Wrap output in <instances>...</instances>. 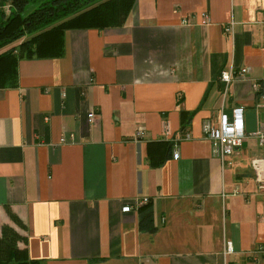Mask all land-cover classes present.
<instances>
[{
	"label": "crops",
	"instance_id": "obj_1",
	"mask_svg": "<svg viewBox=\"0 0 264 264\" xmlns=\"http://www.w3.org/2000/svg\"><path fill=\"white\" fill-rule=\"evenodd\" d=\"M229 67L250 70L224 95ZM263 78L264 0H136L121 26L66 30L61 57L19 59L16 87L0 88V231L9 209L40 264H264L251 162ZM234 105L247 135L222 162L201 123ZM156 140L179 157L151 166ZM143 199L153 232L139 228Z\"/></svg>",
	"mask_w": 264,
	"mask_h": 264
},
{
	"label": "trees",
	"instance_id": "obj_2",
	"mask_svg": "<svg viewBox=\"0 0 264 264\" xmlns=\"http://www.w3.org/2000/svg\"><path fill=\"white\" fill-rule=\"evenodd\" d=\"M136 0H0V88L16 87L21 58H55L64 54V33L69 29H106L121 26ZM10 3L8 11L3 8ZM260 94V91L259 93ZM179 100H177L178 102ZM191 112L181 111V132L187 133ZM173 142L147 143L151 166L159 167L171 157ZM15 226L3 224L0 231V264H40L30 258L25 228L10 211ZM139 228L153 232V212L148 199L137 207Z\"/></svg>",
	"mask_w": 264,
	"mask_h": 264
},
{
	"label": "built area",
	"instance_id": "obj_3",
	"mask_svg": "<svg viewBox=\"0 0 264 264\" xmlns=\"http://www.w3.org/2000/svg\"><path fill=\"white\" fill-rule=\"evenodd\" d=\"M11 7L10 3H5L3 8L8 11ZM207 18L205 22H207ZM188 22V19L184 20ZM225 31L230 30V27L226 26ZM248 67H242L238 70H235L232 67L223 69L220 72L219 79L224 84L223 94L225 95L228 89V85L232 80L237 76H243L249 72ZM252 87L255 91L261 90V102L258 104L261 107H264V78L260 84L254 83ZM95 113L90 111L87 114L89 121H92L95 118ZM201 131L204 137L210 143V154L212 157L224 161L226 157L232 155L236 152V148L239 147L244 138L246 137L245 129V107L242 105H234L231 108V117L229 118L226 114L221 113L218 123L213 122L210 118H205L201 123ZM141 131L137 132V135H140ZM253 133L257 140L258 144L261 147V154L258 157L252 159V167L258 182V187L264 189V126L259 125ZM172 157L174 159L179 157V148L174 143L172 149ZM147 199H143V202H146ZM130 209L129 206L124 207V210ZM233 247L230 242L226 243L225 252H232ZM264 247H258L255 253H263ZM253 259H256V255L252 254Z\"/></svg>",
	"mask_w": 264,
	"mask_h": 264
}]
</instances>
